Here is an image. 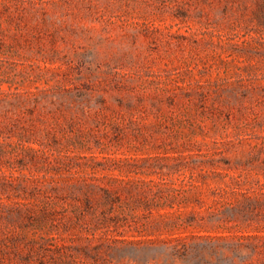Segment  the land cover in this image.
Segmentation results:
<instances>
[{"label":"rangeland","instance_id":"rangeland-1","mask_svg":"<svg viewBox=\"0 0 264 264\" xmlns=\"http://www.w3.org/2000/svg\"><path fill=\"white\" fill-rule=\"evenodd\" d=\"M0 107V264H264V0H0Z\"/></svg>","mask_w":264,"mask_h":264},{"label":"trees","instance_id":"trees-1","mask_svg":"<svg viewBox=\"0 0 264 264\" xmlns=\"http://www.w3.org/2000/svg\"><path fill=\"white\" fill-rule=\"evenodd\" d=\"M1 113H3V115ZM7 118H9L8 117V112H3L2 108L0 107V155H3L5 153L3 148H2V145L5 142V139L7 137H10L8 134L10 132H13L14 126H17V128H19V129L21 128L19 126V124H17V123H14L13 125H8L6 123V119ZM16 120H19V119H16ZM21 129L24 132L28 131V129L26 127L21 128ZM24 137H25V134L22 133L20 138H24ZM30 141H31V139H26V141L22 140L19 144L26 145L25 143L30 142ZM0 206H4V204L2 202H0ZM13 211L20 213L22 211V209L21 208H15ZM252 238L257 239L258 236L239 235V236L236 237V240H235V238H233L234 241L230 243L229 249H232V248L233 249H240L241 247L246 246V248H252L253 251L254 250L256 251V249L260 248V253L264 254V241L262 242L261 245L252 244L251 247L249 245H246V244L243 243L244 240H248V239H252Z\"/></svg>","mask_w":264,"mask_h":264}]
</instances>
